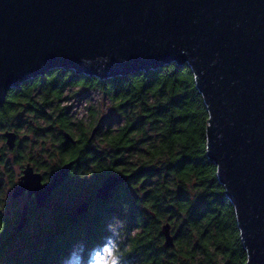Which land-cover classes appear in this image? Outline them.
<instances>
[{"label":"trees","instance_id":"16d2710c","mask_svg":"<svg viewBox=\"0 0 264 264\" xmlns=\"http://www.w3.org/2000/svg\"><path fill=\"white\" fill-rule=\"evenodd\" d=\"M70 87L99 90L111 100L116 117L105 131H96L106 148L95 145L84 125L88 123L73 121L72 106L64 104ZM90 113L94 122L97 113ZM19 114L21 120L30 115L29 124L45 121L31 129L57 144L60 165L71 160L75 164L49 199L55 200L48 204V221L35 226L34 238L24 239L26 253L9 251L16 232L0 214V264H67L77 245L82 246L78 264H88L92 251L113 236L110 226L116 222L122 263L246 264L234 206L217 166L207 157L209 112L187 64L107 80L52 69L8 92L0 107V129L9 128ZM112 172L131 176L109 200L94 199ZM90 180V196L84 197ZM80 198L89 201L83 214L74 209ZM166 221L176 230L170 248L163 246L161 226Z\"/></svg>","mask_w":264,"mask_h":264},{"label":"water","instance_id":"95a60500","mask_svg":"<svg viewBox=\"0 0 264 264\" xmlns=\"http://www.w3.org/2000/svg\"><path fill=\"white\" fill-rule=\"evenodd\" d=\"M171 63L187 64L203 95L207 157L234 206L246 264H264V0H0V107L12 88L52 69L107 80ZM4 136L13 149L16 132ZM74 164L48 181L27 164L13 198L27 192L43 208ZM130 176L109 173L93 198L109 200ZM88 208L84 200L75 211ZM28 213L26 202L16 231ZM161 232L174 246L169 221Z\"/></svg>","mask_w":264,"mask_h":264},{"label":"rangeland","instance_id":"374dc122","mask_svg":"<svg viewBox=\"0 0 264 264\" xmlns=\"http://www.w3.org/2000/svg\"><path fill=\"white\" fill-rule=\"evenodd\" d=\"M68 100L64 101V104L72 106L71 116L75 123H81L82 121L86 127H89V135H92L93 129L98 126L100 130L105 131L108 127L109 122L116 116L112 114V102L106 97L101 91L94 89H86L82 87H70L65 93ZM93 109L97 113L96 120L93 122L90 110ZM27 117L30 115L23 116L21 120V115L19 114L16 119L11 123L8 129L15 130L19 134V149L14 151L10 149L4 138V129H0V153H5V163L0 165V214L7 217L11 222L10 227H8L11 232H16L15 240L12 244L10 252L20 249L23 253L27 252L26 244H24L25 238H34L33 231L36 225H40L45 221H48V207L38 209L34 212L32 216L28 219L23 230L25 232L21 234V231H16L17 221L14 216L17 212H20L23 208L25 198L16 200L13 202V180H17V173L23 170L26 163L33 159L38 162V165L46 164V167L38 166V170L43 175L48 172H55L57 170L56 166L60 165L58 163V151L57 144L52 141L49 137H41L35 131L31 129V125L34 129L44 126L45 121L39 120L35 124L27 123ZM93 122L91 125L89 123ZM15 124H20L16 127ZM77 130V129H76ZM94 139L95 145H100L101 148H106L105 143H101L97 133L92 137ZM17 159L21 162H18ZM8 162V165H6ZM13 170L14 176L11 177L8 174V168ZM52 173V174H53ZM52 176V175H51ZM92 188V180L86 183L85 189L82 193L84 197L90 196V190ZM54 200L49 201L48 204L52 205ZM84 201L78 199L75 207ZM71 203V202H70ZM73 203V201H72ZM118 223H113L110 229L113 231V236L110 237L106 243L102 246L95 248L90 254V261L88 264H126L122 263L119 254L117 255V249L119 248L120 239L117 238L116 228ZM175 228L172 227V232L175 234ZM26 243V242H25ZM81 250L82 246L77 245L74 253L67 261V264H73V260H81ZM111 257V259H110Z\"/></svg>","mask_w":264,"mask_h":264},{"label":"flooded vegetation","instance_id":"af4514ba","mask_svg":"<svg viewBox=\"0 0 264 264\" xmlns=\"http://www.w3.org/2000/svg\"><path fill=\"white\" fill-rule=\"evenodd\" d=\"M7 130H11V129H4V133L7 131ZM98 131H100V129L98 128L97 129ZM11 131H15V130H11ZM97 131V132H98ZM16 132V131H15ZM16 134H17V140H16V145H15V147L12 149V150H14V151H17L19 148V134L16 132ZM4 138H5V136H4ZM5 142H6V138H5ZM7 144V143H6ZM8 146V145H7ZM9 147V146H8ZM11 149V148H10ZM5 153L3 152V153H0V165L1 164H3V163H5ZM17 161L18 162H21L20 161V159L18 160L17 159ZM31 164L33 167H34V169H35V171H38L39 172V170H38V166H40V165H38V162L37 161H35L34 159L32 160V161H28L27 163H26V166H27V164ZM6 165H8V162H6ZM26 166H25V168H26ZM41 167V166H40ZM24 168V169H25ZM24 169L23 170H20V171H18V173H17V180H13V184H12V186H13V190H14V188H15V186L17 185V183H18V181L20 180V178H21V176L23 175V172H24ZM8 174L11 176V177H13L14 176V174H13V170L9 167L8 169ZM0 173H1V170H0ZM42 174V173H41ZM43 175V174H42ZM43 179H44V181H48V173L46 174V175H43ZM12 197H13V193H12ZM22 198H25V200H24V204L26 203V202H28V204H29V213H28V219L30 218V216H32L33 215V213L34 212H36V211H38V209H36V199H35V196H32L30 199L28 198V193L27 192H24L21 196H19L18 198H13V202H15L16 200H19V199H22ZM47 203H48V201L46 202V207H48V205H47ZM24 204H23V206H24ZM40 210V209H39ZM22 211V210H21ZM21 211L20 212H17L16 213V215L14 216V219L18 222L19 221V218H20V215H21Z\"/></svg>","mask_w":264,"mask_h":264},{"label":"clouds","instance_id":"9594fccd","mask_svg":"<svg viewBox=\"0 0 264 264\" xmlns=\"http://www.w3.org/2000/svg\"><path fill=\"white\" fill-rule=\"evenodd\" d=\"M117 255H118V253H117ZM110 259H111V257H110ZM73 264H78V260H73ZM94 264H95V262H94Z\"/></svg>","mask_w":264,"mask_h":264},{"label":"snow or ice","instance_id":"6c2138e0","mask_svg":"<svg viewBox=\"0 0 264 264\" xmlns=\"http://www.w3.org/2000/svg\"><path fill=\"white\" fill-rule=\"evenodd\" d=\"M0 230H2V229H0Z\"/></svg>","mask_w":264,"mask_h":264}]
</instances>
